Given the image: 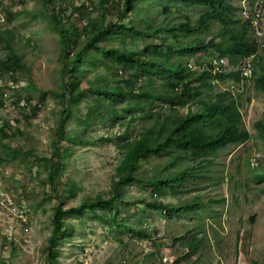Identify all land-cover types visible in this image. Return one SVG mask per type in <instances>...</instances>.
Segmentation results:
<instances>
[{"label":"rangeland","instance_id":"rangeland-1","mask_svg":"<svg viewBox=\"0 0 264 264\" xmlns=\"http://www.w3.org/2000/svg\"><path fill=\"white\" fill-rule=\"evenodd\" d=\"M65 1L69 10L81 5L89 12L66 22L68 27L82 28L87 17L98 19L99 0ZM107 1L120 8L122 0ZM228 2L239 14L242 0ZM209 10L173 0H136L127 17L118 20L132 31L111 29L99 37L97 46L110 49L123 43L144 58L149 51L142 47L152 44L149 50L156 59L159 52L164 56L168 48L197 35L202 43L212 40L219 27L216 22L205 33L166 30L177 22L194 26ZM106 17L116 18L113 13ZM85 33L73 35L81 42ZM3 36L9 37L8 44ZM9 46L21 56L23 66L11 71L0 65V98L8 103L0 110L2 192L27 208L30 229L22 233L16 219L0 209V264H264V136L254 126L264 114V93L254 88L253 75L238 85L231 79L218 80L214 88L227 89L238 98L248 140L206 156L212 163L191 182L152 187L130 181L118 187L124 201L111 203L106 200L112 195L122 145L139 131L155 128L156 119L183 113L185 106L150 105L141 99L142 107L134 109L128 97L110 103L99 86H89V77L111 75L119 58L94 47L74 67L71 87L63 90L60 39L40 0H0L1 58L6 59ZM259 54L258 62L252 60L256 71L264 65V47ZM190 55L174 54L170 63L203 68L216 53L211 48ZM145 65L127 66L126 71L137 67L148 72ZM139 81L149 89L163 87V76L154 72ZM22 99L28 101L24 109L19 106ZM60 127L72 140L56 144L59 171L51 186L50 157ZM169 155L153 154L149 164L165 174ZM187 165L196 164L185 158L182 166ZM143 172L144 179L153 173ZM195 196L201 201H190ZM57 205L63 211L62 230L49 260Z\"/></svg>","mask_w":264,"mask_h":264},{"label":"trees","instance_id":"trees-1","mask_svg":"<svg viewBox=\"0 0 264 264\" xmlns=\"http://www.w3.org/2000/svg\"><path fill=\"white\" fill-rule=\"evenodd\" d=\"M135 1L122 0L120 8H118V6L109 4L107 0H99L98 19L87 17L82 29L75 24L71 27L66 24L76 20L77 16L82 17L83 14H88L86 8H82L81 5H71L69 10L68 2L65 0H40L60 39L64 59L61 68L63 90H66L68 86L71 87L74 79L70 76H72L74 67L83 57L88 56V48L94 47L105 52H114L115 56L119 58L118 64L112 68L111 75L89 77V86H99L98 91L110 103L128 97L132 102V105L129 103V107L134 109L142 107L141 99L150 105L157 102H168L169 104L184 105L186 108L183 113L179 112L171 116H164L165 118L160 120L156 119L155 128L148 127L139 131L134 139L122 145L124 150L114 170L116 179L113 183L112 195L106 200L111 203L117 200L124 201L122 195L119 194L118 187L130 181L138 180L148 183L152 187L159 183L171 186L172 184L191 182L192 176H197L203 170L202 168L207 170V167L212 163L206 156L214 155L230 144H240L248 140L250 134L243 126L238 98L227 89L214 91V88L218 80L231 79L234 84H240L243 81V76L238 70L241 63L249 56H253L257 62L260 57L258 45L251 36L247 21L239 15L240 13L237 14V8L228 0H173L188 6H205L210 9L198 17L194 26L188 22H177L166 28L173 34L176 32L198 34L209 31L211 23L216 22L219 26L218 30L213 39L205 43H202L197 35L194 40H190L186 44H180L174 49L168 48V52L164 56L159 52L156 59L149 50L153 47L152 44L142 47V51H149L144 58L140 57L139 52L135 49L126 48L123 43L110 49L98 47L99 37H104L111 29L119 28L122 31H132L130 26L126 27L118 20L127 17ZM110 13L116 16L114 20L107 19L106 16ZM80 30H83V33L87 32V34H83L81 42L73 35L80 33ZM3 39L8 44L9 37L3 36ZM78 46L80 47L71 57L72 50ZM211 48L219 56L227 58L232 67L229 72H214L210 62L201 70L189 68L186 64L172 65L170 63L171 56L174 54L193 55ZM8 49L6 59L0 57V65L8 70L16 71L23 66L21 56L11 46ZM143 64L148 67H146L149 69L148 72L138 69V66ZM134 65H137L138 68L133 67L132 72L127 73V66ZM257 70L253 72V86L257 91L264 93V65L259 64ZM149 72L163 76L161 89L146 88L141 83L142 81H139L144 74ZM75 96L71 95V99ZM26 102L28 106V101L26 100ZM27 106L21 108L24 109ZM254 126L260 135L264 136V114L260 120L254 123ZM61 139L70 141L72 137L65 136L60 127L57 128L56 140L53 143L54 151L50 157L51 172L48 175V180L51 186L55 185L56 172L59 171V148L56 147V144ZM18 152L32 154L30 151ZM160 153L170 154L167 160L169 167L162 175L160 172L157 173V167L150 165L148 160L153 154ZM185 158H190L196 165L194 167L187 165L183 168L182 162ZM145 170L153 172L151 176L145 177L146 179L142 178ZM138 172H141L140 175ZM97 201L103 200L98 199ZM190 201L201 200L195 196ZM73 209L80 210L81 208ZM62 213L60 206L57 205L53 214V232L49 238L47 250L49 260L54 255L51 246L61 236L60 216ZM0 262L3 260L0 259Z\"/></svg>","mask_w":264,"mask_h":264},{"label":"built area","instance_id":"built-area-1","mask_svg":"<svg viewBox=\"0 0 264 264\" xmlns=\"http://www.w3.org/2000/svg\"><path fill=\"white\" fill-rule=\"evenodd\" d=\"M250 6V9L244 8L243 14L249 20L254 38L261 44L264 41V0H254ZM242 71L244 75H250L251 72L248 66L243 67ZM7 105L8 103H5V100L0 98V110L5 109ZM19 106H27L25 99L19 102ZM2 181L0 169V209H4L16 219L22 233L29 232L27 208L2 192ZM8 238L9 240L11 239L10 237Z\"/></svg>","mask_w":264,"mask_h":264},{"label":"clouds","instance_id":"clouds-1","mask_svg":"<svg viewBox=\"0 0 264 264\" xmlns=\"http://www.w3.org/2000/svg\"><path fill=\"white\" fill-rule=\"evenodd\" d=\"M253 1L254 0H242L241 5L239 7V13H240V16L247 21L251 36L253 37L254 41L258 45V50H260L262 47H264V45H263L264 41L261 44L256 41V39L254 38V35L252 33V30L250 28L249 20L247 18H245V15L243 14L244 8L250 9L251 8L250 5L252 4ZM194 55L195 54L190 55V56H194ZM252 60H254L253 56H249V57L245 58V60L241 63V65L238 68L240 75L243 76V80L248 79L249 77H252V75H253L254 70L252 68ZM208 62H210V65L213 68L214 72H229L232 69V67L228 63L227 58L223 57V56H219L218 54L211 57ZM187 66H189V68H192V69H196V68L200 69V70L202 69L200 67H193L190 63H188ZM246 66H248L251 70L250 75H244L243 74L242 69H243V67H246Z\"/></svg>","mask_w":264,"mask_h":264},{"label":"bare ground","instance_id":"bare-ground-1","mask_svg":"<svg viewBox=\"0 0 264 264\" xmlns=\"http://www.w3.org/2000/svg\"><path fill=\"white\" fill-rule=\"evenodd\" d=\"M16 223H17V221H16ZM17 225H18V223H17ZM28 226H29V223H28ZM18 227H19V225H18ZM29 229H30V227H29Z\"/></svg>","mask_w":264,"mask_h":264}]
</instances>
